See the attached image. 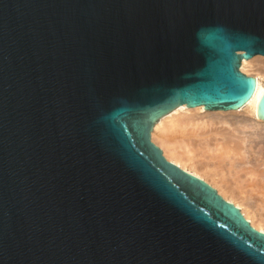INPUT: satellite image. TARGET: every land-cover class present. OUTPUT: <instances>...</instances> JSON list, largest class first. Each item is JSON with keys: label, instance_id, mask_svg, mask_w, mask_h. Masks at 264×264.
Wrapping results in <instances>:
<instances>
[{"label": "water", "instance_id": "1", "mask_svg": "<svg viewBox=\"0 0 264 264\" xmlns=\"http://www.w3.org/2000/svg\"><path fill=\"white\" fill-rule=\"evenodd\" d=\"M252 59L264 0H0V264H264V231L150 138L244 106Z\"/></svg>", "mask_w": 264, "mask_h": 264}, {"label": "bare ground", "instance_id": "2", "mask_svg": "<svg viewBox=\"0 0 264 264\" xmlns=\"http://www.w3.org/2000/svg\"><path fill=\"white\" fill-rule=\"evenodd\" d=\"M241 69L247 74L254 71L256 77L255 92L244 106L223 112H209L202 106L179 107L153 125L150 138L167 160L205 180L236 205L254 228L264 231V208L257 206L243 189L240 175L257 176L253 157L256 162L264 159L260 152L264 150L259 151L264 147L260 148V143L264 144V121L257 114V102L264 91V59L240 63ZM216 127L229 133L221 129L213 136L222 139H212ZM246 163L252 167L246 168Z\"/></svg>", "mask_w": 264, "mask_h": 264}, {"label": "rangeland", "instance_id": "3", "mask_svg": "<svg viewBox=\"0 0 264 264\" xmlns=\"http://www.w3.org/2000/svg\"><path fill=\"white\" fill-rule=\"evenodd\" d=\"M241 68H242V66H241ZM241 71H242V69H241ZM250 73L248 75H253L254 76V74H255L254 71H251ZM245 74H247V73H245ZM221 129H224V128H222V127H220V128L219 127H216V128L213 129V133H211L212 139H222V137H220V136H218V137H214L213 136L218 131H223ZM224 131H223V133H225V134L229 133L227 129H224ZM208 133H210V132H208ZM229 136L230 135H228V137ZM257 143L259 144L260 142L258 141ZM253 144H255V143L253 142ZM258 144H256V147L257 146L259 147ZM261 146L263 147L264 144H261L260 143V148H261ZM254 148H255V146H254ZM255 149H257V148H255ZM260 150H264V147H263V149H259V151ZM260 152H262L264 154V151H260ZM256 160L257 159H254V157H253L252 164L256 166V174H258L257 176H255V177H247V176H244V173H241L240 175H242L241 177L244 180L242 182V184L244 186L243 189L247 192V194L249 196H252L253 202L257 206H260L263 209L264 208V178H263L264 177V165H262V164L264 163V159H259V162H256ZM241 161H243V160H241ZM245 162H248L247 159H245ZM252 164H250V163L247 164L246 163L245 164V167L246 168H250V167H252ZM231 179H233V178H231Z\"/></svg>", "mask_w": 264, "mask_h": 264}]
</instances>
